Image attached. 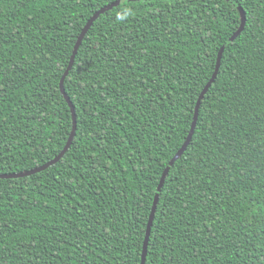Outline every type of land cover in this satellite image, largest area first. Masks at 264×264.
<instances>
[{
  "label": "trees",
  "instance_id": "1",
  "mask_svg": "<svg viewBox=\"0 0 264 264\" xmlns=\"http://www.w3.org/2000/svg\"><path fill=\"white\" fill-rule=\"evenodd\" d=\"M0 264H264V0H0ZM245 16L241 34L230 37Z\"/></svg>",
  "mask_w": 264,
  "mask_h": 264
},
{
  "label": "water",
  "instance_id": "2",
  "mask_svg": "<svg viewBox=\"0 0 264 264\" xmlns=\"http://www.w3.org/2000/svg\"><path fill=\"white\" fill-rule=\"evenodd\" d=\"M129 1H136V0H129ZM228 1V0H227ZM118 3H114L112 5H109L105 8L100 9L99 11H97L85 24V26L83 27L82 31L80 32L76 43L74 45L73 48V52L72 55L70 57V61H69V65L67 66V69L65 70L63 76L61 77L60 80V91L61 94L63 95L65 101L67 102L71 114H72V122H73V126H72V131L70 133V136L63 148V150L59 153V155H57L54 159H52L51 161L45 163L44 165L37 167L35 169L29 170V171H25V172H21V173H15V174H0V179H13V178H21V177H26V176H30L33 175L35 173H39L42 172L44 170H46L47 168H49L50 166H53L54 164H56L66 153V151L68 150L74 134H75V129H76V116H75V111H74V107L69 99V97L66 95L64 88H63V83H64V79L65 77L68 75L69 71L71 70L73 63H74V59L75 56L78 52V49L82 43V40L84 38V36L86 35L87 31L90 29V27L92 26L93 22L99 17V15H101L102 13H104L106 10H109L110 8H112L113 6H116ZM240 12V18H241V23L239 28L237 29V31L230 37L229 42H233L243 31L244 29V25H245V16L242 13L241 10H239ZM224 47H222L218 53L217 56V60H216V64H215V68H214V72L212 73L210 79L208 80V82L206 83V85L204 86V88L202 89V91L199 94V97L197 99V103L195 105V109H194V114H193V120L188 132V135L184 141V143L181 145V147L178 149V151L175 153V155L172 157V159L169 161L167 167L164 169L159 184L157 186V193L154 197V201H153V205H152V209H151V213L148 219V223H147V227H146V233H145V238H144V242H143V248H142V254H141V263L140 264H145V260H146V255H147V247H148V241H149V236H150V230H151V226L153 223V219H154V215L156 212V207H157V203H158V199H159V193L161 192V189L164 185V181L166 176L168 175L169 169L174 165V163L183 155V153L185 152V150L187 149L195 127H196V122H197V118H198V112H199V108H200V104H201V100L203 99V97L205 96V94L207 93L208 89L211 87V85L213 84V82L215 81L218 72H219V67H220V62H221V57H222V53H223Z\"/></svg>",
  "mask_w": 264,
  "mask_h": 264
}]
</instances>
